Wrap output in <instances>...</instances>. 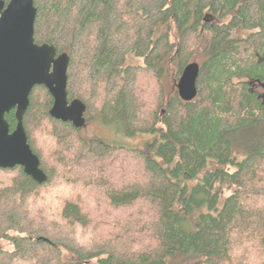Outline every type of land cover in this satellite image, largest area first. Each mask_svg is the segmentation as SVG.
I'll list each match as a JSON object with an SVG mask.
<instances>
[{"label": "trees", "instance_id": "1", "mask_svg": "<svg viewBox=\"0 0 264 264\" xmlns=\"http://www.w3.org/2000/svg\"><path fill=\"white\" fill-rule=\"evenodd\" d=\"M35 5V41L70 57L68 97L87 124L120 120L161 141L88 140L35 87L24 126L48 179L0 169V242L13 246L0 264H264V0ZM191 63L187 102L177 85ZM6 119L14 131L15 110Z\"/></svg>", "mask_w": 264, "mask_h": 264}, {"label": "water", "instance_id": "2", "mask_svg": "<svg viewBox=\"0 0 264 264\" xmlns=\"http://www.w3.org/2000/svg\"><path fill=\"white\" fill-rule=\"evenodd\" d=\"M37 11L35 0H0V169L20 166L34 181L43 184L48 177L24 126L33 89L45 87L54 100L51 117L77 129L87 126L88 108L79 99L69 100L68 54H59L55 45L36 43ZM200 71L198 63L185 68L177 85L184 101L198 96ZM13 110L17 120L14 131L6 119Z\"/></svg>", "mask_w": 264, "mask_h": 264}, {"label": "rangeland", "instance_id": "3", "mask_svg": "<svg viewBox=\"0 0 264 264\" xmlns=\"http://www.w3.org/2000/svg\"><path fill=\"white\" fill-rule=\"evenodd\" d=\"M144 63L145 60L143 58H139L131 54L126 57V65L128 66L144 65ZM261 93L264 94V90H261ZM158 127L165 128L161 123L158 125ZM83 137L88 140H100L111 146L143 151H147L150 146L161 141V135L159 132L155 134H130L127 131L126 125L122 121H106L103 119V117L93 118L90 120L87 126L83 129ZM151 155L154 160L163 164V160L157 157L155 151L152 152ZM11 236H15V234L13 233ZM12 248L13 246L10 239L0 242V249L11 250ZM92 264L98 263L97 261H93Z\"/></svg>", "mask_w": 264, "mask_h": 264}]
</instances>
